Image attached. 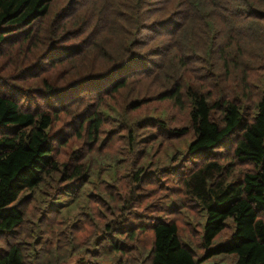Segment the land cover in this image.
<instances>
[{"label": "trees", "instance_id": "obj_1", "mask_svg": "<svg viewBox=\"0 0 264 264\" xmlns=\"http://www.w3.org/2000/svg\"><path fill=\"white\" fill-rule=\"evenodd\" d=\"M0 264H264V0H0Z\"/></svg>", "mask_w": 264, "mask_h": 264}, {"label": "rangeland", "instance_id": "obj_2", "mask_svg": "<svg viewBox=\"0 0 264 264\" xmlns=\"http://www.w3.org/2000/svg\"><path fill=\"white\" fill-rule=\"evenodd\" d=\"M146 87V86H145ZM161 89V88H160ZM159 89V90H160ZM156 87L153 88L154 91H159ZM152 104L156 105V113L163 115L162 118L168 119L171 125H177L181 124L183 122L187 123V111L179 109L172 100H165V99H153L150 101ZM121 106V105H120ZM111 126L105 125L101 128V135L102 137H105L106 142L103 143L102 146H97L94 144L93 141L90 143H87L84 138L81 136H72L69 140V143L66 147H63L60 151V157L61 159H66L68 157V153L72 150H75L79 157H82L84 159H88L94 164V172L93 178L89 179L86 184L81 185L79 187L80 192V200L82 202V195L88 196L92 187H94L95 184H97L98 180L103 179L106 181L105 183L111 181L113 178L112 176L107 175V168L108 165L103 164V157L106 155L108 157L109 149H111V134L109 133V129ZM192 137V133L189 131L186 136L182 139H178L176 141V144H171L168 149H186L188 141ZM102 140H99L98 143L100 144ZM117 142L120 144V141L117 140ZM167 142L163 139V137L160 140H155L152 143H150L147 147L149 150V153H146V157L150 158L151 161H154L158 163V160L156 158V155H161L162 159L165 161H168L171 154L165 152ZM144 149H147L146 146ZM155 163V165H156ZM80 184V182L78 183ZM119 185V184H118ZM120 199L115 201V204L120 207L122 203L125 201H122L123 198L122 190L120 188ZM78 202H75L77 204ZM56 207H61L62 211H64L66 214L70 217H73L74 213H76L77 210H79L78 206H75L74 208L69 207L66 205L64 201H58L56 202ZM117 213L123 212V209L116 210ZM182 213H184V216H181L179 218V222L181 223V226L184 224H187L186 219L193 218L194 211H190L189 209H185ZM184 218V219H183ZM192 223V222H191ZM189 225V224H187ZM4 239V236L2 237Z\"/></svg>", "mask_w": 264, "mask_h": 264}]
</instances>
